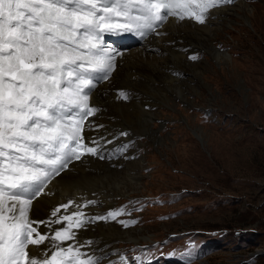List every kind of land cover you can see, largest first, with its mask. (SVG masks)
I'll use <instances>...</instances> for the list:
<instances>
[{"label":"rangeland","instance_id":"1","mask_svg":"<svg viewBox=\"0 0 264 264\" xmlns=\"http://www.w3.org/2000/svg\"><path fill=\"white\" fill-rule=\"evenodd\" d=\"M244 2L235 21L191 52L198 59L188 57L203 72L188 93L192 103L178 98L173 108H158L162 142L141 135L143 145L133 147L135 140L125 152L142 176L128 196L115 198L128 226L115 222L145 238L118 242L109 256L142 264H264V0ZM215 49L232 57L219 63Z\"/></svg>","mask_w":264,"mask_h":264},{"label":"snow or ice","instance_id":"2","mask_svg":"<svg viewBox=\"0 0 264 264\" xmlns=\"http://www.w3.org/2000/svg\"><path fill=\"white\" fill-rule=\"evenodd\" d=\"M232 2L0 0V264H97L99 258L81 251L91 241L61 246L75 239L73 228L85 220L71 221L83 212L52 221L69 223L49 235L41 234V225L51 224L31 220L29 211L53 175L73 159L97 154L83 143V125L98 110L89 103L90 92L97 76L109 79L122 55L102 46V34L139 32L167 15L204 23L209 9ZM118 98L127 100L128 94L120 91ZM72 204L61 205L52 216ZM45 241L50 247L30 253V246L39 249ZM126 259L121 257L124 264Z\"/></svg>","mask_w":264,"mask_h":264},{"label":"bare ground","instance_id":"3","mask_svg":"<svg viewBox=\"0 0 264 264\" xmlns=\"http://www.w3.org/2000/svg\"><path fill=\"white\" fill-rule=\"evenodd\" d=\"M223 5L224 7L219 8ZM223 5L209 9L204 23L192 19L170 18L160 29L159 35L149 36L143 43L134 44L128 48L127 53L124 51L122 55L117 56L111 78L98 84L90 94L92 103L99 106V111L92 117L91 129L83 131L87 136L95 133L93 137L99 139L105 154L104 160L99 156L82 157L50 182V194L33 200L29 218H50L46 221L51 227L43 225L44 231L53 232L62 228V224L52 223L56 218L51 216L50 208L74 198L75 203L95 201L85 207L94 221L76 230V239L72 241V245L91 241V245L82 249L88 255L103 258L99 264H104L111 254L110 250H115L118 242L135 243L140 238H145L143 232H139L137 228L128 229L115 222L126 217L125 209L116 206L119 202L115 198L118 195L128 196L127 191L133 188L142 176L137 165L140 163L126 162L125 152L129 151L131 143L135 140L137 144L134 143L133 147L143 145V142H139L141 135H146L154 143L162 142L163 135L156 134L157 125L154 123V119L163 117L159 107L166 105L173 108L176 104L174 99L178 98V102L192 103L188 93L193 92L194 88L195 92L197 91L194 80L202 78L203 72L201 63L192 62L188 57L196 54L191 52L204 48L202 46L205 40H212L213 35H218L227 24L230 25L231 21L236 20L235 17L241 11L246 10L244 0L234 5ZM256 13L252 12L253 19ZM250 17L251 15H247V18ZM208 50L212 48L209 47ZM215 50L219 63H225L222 59L232 57L228 52ZM229 66L231 72L236 71L235 63ZM121 88L126 90L127 100L118 98ZM148 106L151 109L147 110ZM160 120L162 121L158 119ZM110 138L113 140L105 144ZM120 143L123 144L122 152H110L109 149L113 145ZM119 163L129 167L118 170ZM109 212L120 214L113 218L108 216ZM99 215H106L107 220L96 219ZM48 247L50 242L45 241L39 249L30 246L29 251L39 254ZM161 258L164 256L161 255Z\"/></svg>","mask_w":264,"mask_h":264}]
</instances>
